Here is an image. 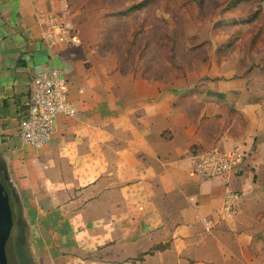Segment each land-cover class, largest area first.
Returning <instances> with one entry per match:
<instances>
[{
	"label": "crops",
	"instance_id": "crops-1",
	"mask_svg": "<svg viewBox=\"0 0 264 264\" xmlns=\"http://www.w3.org/2000/svg\"><path fill=\"white\" fill-rule=\"evenodd\" d=\"M48 12L66 19L74 40L52 49L40 41L37 17ZM99 16L71 0H0V159L32 263L264 264V101L250 78L219 73L207 89L221 103L207 123L234 126L231 108L246 127L241 138L213 136L205 113L184 104L200 88L158 90L116 71ZM49 66L63 71L77 115L61 117L36 149L19 125L31 81ZM221 148L246 152L232 179L242 195L235 216L224 212L226 179L195 172L196 153Z\"/></svg>",
	"mask_w": 264,
	"mask_h": 264
},
{
	"label": "rangeland",
	"instance_id": "rangeland-1",
	"mask_svg": "<svg viewBox=\"0 0 264 264\" xmlns=\"http://www.w3.org/2000/svg\"><path fill=\"white\" fill-rule=\"evenodd\" d=\"M145 2L148 3L146 8L131 12ZM228 2L71 0L77 10L85 7L98 9L102 52L107 58L116 60V71L124 76L142 75L158 90L192 93L200 88L199 94L184 100L192 115L196 117L198 113L200 116L203 111L205 117L204 121L201 119V125L213 136L241 138L246 127L240 116H235L234 126H229L222 117L219 123H207L213 114H217V105L221 104L209 98L207 89L213 88L220 78L217 76L219 73L228 75L226 77L237 75L238 79L250 78L246 87L253 95L256 92L259 94L255 100L264 101V1L248 0L227 11ZM223 48L224 54L228 55L221 57L220 50ZM252 94L251 102L254 99ZM256 147L254 143L253 150ZM210 150L230 151L224 148ZM243 155L246 156V152ZM0 163H3L2 159ZM13 207L15 213L6 226L4 250L7 264H22L16 248L20 242L25 244L26 239L16 199ZM154 261L157 263V260Z\"/></svg>",
	"mask_w": 264,
	"mask_h": 264
},
{
	"label": "built area",
	"instance_id": "built-area-1",
	"mask_svg": "<svg viewBox=\"0 0 264 264\" xmlns=\"http://www.w3.org/2000/svg\"><path fill=\"white\" fill-rule=\"evenodd\" d=\"M37 24L41 28L40 41L50 49L75 38L66 19L57 13L39 15ZM25 109L19 125L23 141L36 149L48 146L57 130L58 120L77 115L61 69L49 66L34 76ZM196 155L197 175L205 180L226 179L224 212L231 216L237 215L242 195L234 188L232 179L243 171V155L237 151L218 150H205Z\"/></svg>",
	"mask_w": 264,
	"mask_h": 264
},
{
	"label": "water",
	"instance_id": "water-1",
	"mask_svg": "<svg viewBox=\"0 0 264 264\" xmlns=\"http://www.w3.org/2000/svg\"><path fill=\"white\" fill-rule=\"evenodd\" d=\"M0 172L5 173L4 166L1 163H0ZM3 182H7L6 177L4 180L0 179V264H7V259L4 250V235L6 231V226L10 219V209L6 202L5 185L3 184ZM16 253L20 263L31 264V259L26 250L25 244L21 243L17 245Z\"/></svg>",
	"mask_w": 264,
	"mask_h": 264
},
{
	"label": "trees",
	"instance_id": "trees-1",
	"mask_svg": "<svg viewBox=\"0 0 264 264\" xmlns=\"http://www.w3.org/2000/svg\"><path fill=\"white\" fill-rule=\"evenodd\" d=\"M247 1L248 0H229V2L227 3V6H226V10L229 11L230 8L238 7L241 4L243 5V3L247 2ZM262 1H264V0H262ZM147 4H148L147 2H145L143 4H139L136 7H134L131 10V12H134V11L139 10V9L146 8L147 7ZM255 43H256V41L254 42V44ZM254 44H252V47H254ZM6 107H7V105H6ZM24 108L25 107H23V109ZM228 110H229V114L231 115V117L240 116V119L244 122L243 117L238 112H236L235 110H233L231 108H229ZM195 148L196 147H193L192 148V151L195 150ZM6 186H7V190L12 193V195L11 194L9 195L8 191L7 190L5 191L7 193V194H5V196H6V202L8 204L9 209H10V218H11V216H13V214L15 213V210H14V207H13L15 198H14V195H13L14 193H13L12 189L10 188V186L9 185H6ZM13 199H14V201H13Z\"/></svg>",
	"mask_w": 264,
	"mask_h": 264
},
{
	"label": "flooded vegetation",
	"instance_id": "flooded-vegetation-1",
	"mask_svg": "<svg viewBox=\"0 0 264 264\" xmlns=\"http://www.w3.org/2000/svg\"><path fill=\"white\" fill-rule=\"evenodd\" d=\"M0 179L1 180H4L5 179V174L3 173V172H0ZM3 184L5 185H8L6 182H3ZM5 185V191L7 190V186ZM8 191V190H7ZM6 193V192H5ZM8 193H9V195L11 194L12 195V193L10 192V191H8ZM7 194V193H6ZM14 195V194H13ZM15 198V197H14ZM13 201H14V199H13ZM10 220V219H9ZM19 222V221H18ZM19 244H21V242L20 243H18L17 245H19Z\"/></svg>",
	"mask_w": 264,
	"mask_h": 264
}]
</instances>
